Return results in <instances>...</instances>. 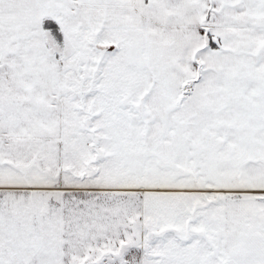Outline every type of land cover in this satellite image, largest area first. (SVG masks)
I'll return each mask as SVG.
<instances>
[{"label": "snow or ice", "instance_id": "1", "mask_svg": "<svg viewBox=\"0 0 264 264\" xmlns=\"http://www.w3.org/2000/svg\"><path fill=\"white\" fill-rule=\"evenodd\" d=\"M0 264H264V0H0Z\"/></svg>", "mask_w": 264, "mask_h": 264}]
</instances>
